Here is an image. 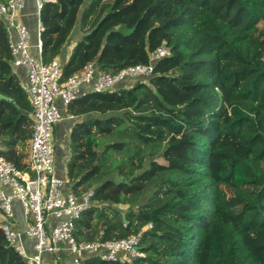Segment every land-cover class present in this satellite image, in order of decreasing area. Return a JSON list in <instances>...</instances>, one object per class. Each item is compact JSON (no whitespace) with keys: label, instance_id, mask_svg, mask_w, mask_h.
Wrapping results in <instances>:
<instances>
[{"label":"trees","instance_id":"trees-1","mask_svg":"<svg viewBox=\"0 0 264 264\" xmlns=\"http://www.w3.org/2000/svg\"><path fill=\"white\" fill-rule=\"evenodd\" d=\"M78 14L83 35L65 55ZM38 15L41 59L59 57L63 79L169 51L151 75L67 106L66 175L77 195L93 192L74 238L139 235L144 254L80 264H264V0H55ZM22 85L0 18V154L27 171ZM0 264H27L1 228Z\"/></svg>","mask_w":264,"mask_h":264},{"label":"built area","instance_id":"built-area-1","mask_svg":"<svg viewBox=\"0 0 264 264\" xmlns=\"http://www.w3.org/2000/svg\"><path fill=\"white\" fill-rule=\"evenodd\" d=\"M45 2L55 0H35L38 12ZM25 3L26 0L0 2V18L4 20L9 36L13 65L26 73L22 89L32 108L33 119L29 140V169H17L0 154V228L3 236L26 259L27 264H57L56 260L51 263L44 261V253L69 252L71 264H80L87 254H96L101 260L112 262L143 257L139 235L105 242H77L74 238V221L91 207L93 192L89 190L77 195L67 175L59 177L55 173L54 126L64 118L72 119L73 116L67 113L62 116L54 101L60 98L63 107L67 109L78 95L89 91L102 92L124 80L147 77L153 72V62L168 55L169 51L161 46L150 54L149 64L128 66L116 73L100 72L94 62H88L80 71L63 79L59 57L49 62L41 59L40 41L37 44L38 56L31 53L30 33L18 20V14ZM40 30L39 26V33ZM11 31L15 32L16 41L11 39ZM14 199L19 200L23 209L26 223L23 233L13 226ZM49 216L54 218V222L48 221ZM22 234L34 239V252L31 255H27L21 245Z\"/></svg>","mask_w":264,"mask_h":264},{"label":"crops","instance_id":"crops-1","mask_svg":"<svg viewBox=\"0 0 264 264\" xmlns=\"http://www.w3.org/2000/svg\"><path fill=\"white\" fill-rule=\"evenodd\" d=\"M38 10L36 8L35 0H26L24 8L19 12L18 14V20L23 23L30 33V51L34 56H38L37 51V44L40 41L39 40V15ZM11 39L13 41H16L17 37L14 31H11ZM72 48V45L70 44L67 46L66 55L69 53L70 49ZM15 71L20 76L21 82H26V73L21 68H16ZM55 104L60 110V113L62 116H66V109L63 107L60 98L55 99ZM72 119L64 118L62 121L58 122L54 126V141L56 145V151H55V173L59 177L66 176V163L67 159L69 157L68 152V135L70 131V127L72 124ZM27 160L29 158V143L27 148ZM7 192H10V189L5 187L4 188ZM13 212H14V218H13V226L23 233V229L25 228V219H24V213L22 206L18 199L13 200ZM49 222H54V218L49 216L48 217ZM21 245L27 255H31L33 251V243L34 239L27 237L26 235L22 234L21 236ZM59 255V256H58ZM64 253H56V254H50V253H44L43 259L47 263H51L60 256H63ZM55 256V257H54Z\"/></svg>","mask_w":264,"mask_h":264},{"label":"rangeland","instance_id":"rangeland-1","mask_svg":"<svg viewBox=\"0 0 264 264\" xmlns=\"http://www.w3.org/2000/svg\"><path fill=\"white\" fill-rule=\"evenodd\" d=\"M82 35H83V33L81 32V30L79 28V14H78L77 21H76V23H75V25H74V27L71 30L70 35H69V41H70L69 43L71 45H73L76 41H78L82 37ZM126 81H128V80H126ZM54 149L56 151V145H54ZM158 161L162 162V159L158 158ZM118 208H121V207L118 206ZM70 256L71 255L69 252L64 253L63 256H60L59 258L56 259V263L57 264H71V262H70L71 257Z\"/></svg>","mask_w":264,"mask_h":264},{"label":"water","instance_id":"water-1","mask_svg":"<svg viewBox=\"0 0 264 264\" xmlns=\"http://www.w3.org/2000/svg\"><path fill=\"white\" fill-rule=\"evenodd\" d=\"M0 99H8V98L5 95L0 93ZM145 200H146L145 197H142L141 199L136 201V205L137 206L143 205L145 203ZM123 220H124V218H123Z\"/></svg>","mask_w":264,"mask_h":264}]
</instances>
